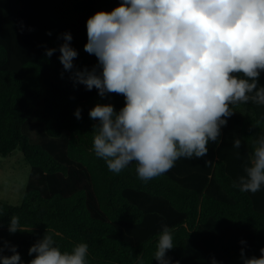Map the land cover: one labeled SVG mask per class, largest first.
<instances>
[{
    "label": "trees",
    "instance_id": "trees-1",
    "mask_svg": "<svg viewBox=\"0 0 264 264\" xmlns=\"http://www.w3.org/2000/svg\"><path fill=\"white\" fill-rule=\"evenodd\" d=\"M120 3L0 0V155L18 149L30 165L22 200L0 199V246L16 245L27 264L35 257L29 248L48 231L62 251L87 243V264H137V256L144 264H157V234L166 224L176 243L168 255L179 264H210L213 256L222 264H242V247L248 256H259L264 189L240 192L233 181L243 174L254 136L264 131V107L236 106L219 145L209 144L205 157L181 158L146 184L138 180L134 162L114 174L92 152L95 121L89 110L97 102H111L119 110L123 96L101 100L96 89L74 86L68 73L61 76L59 51L48 58L45 48H58L59 35L71 31L76 64L92 66L96 57L84 51L86 21ZM77 107L81 119L74 115ZM234 136L242 139L239 150L232 147ZM207 159L214 166H206ZM12 215L26 231L9 233Z\"/></svg>",
    "mask_w": 264,
    "mask_h": 264
},
{
    "label": "clouds",
    "instance_id": "clouds-1",
    "mask_svg": "<svg viewBox=\"0 0 264 264\" xmlns=\"http://www.w3.org/2000/svg\"><path fill=\"white\" fill-rule=\"evenodd\" d=\"M86 29L84 51L96 57L92 66L76 64L71 31L59 35L58 48L46 47L45 56L58 50L61 76L68 73L74 86L96 89L101 100L123 96L119 110L111 102H97L89 110L95 121L91 150L114 174L134 162L138 180L146 184L181 158L205 157L209 144L219 145L236 106L264 107V0H121L111 11L91 15ZM74 115L81 119L82 109ZM242 145L234 136L232 147ZM205 164L214 166V160ZM233 187L253 194L264 189V131L254 136ZM7 230L26 231L15 215ZM173 232L165 224L157 234V264H179L168 255L176 247ZM259 253L248 256L242 247V264H264V247ZM28 254L35 257L27 264H87L89 246L82 242L62 251L46 231ZM0 264L26 262L16 245L5 241ZM137 264H144L142 257ZM210 264L222 262L213 256Z\"/></svg>",
    "mask_w": 264,
    "mask_h": 264
},
{
    "label": "rangeland",
    "instance_id": "rangeland-1",
    "mask_svg": "<svg viewBox=\"0 0 264 264\" xmlns=\"http://www.w3.org/2000/svg\"><path fill=\"white\" fill-rule=\"evenodd\" d=\"M30 165L18 149L8 156L0 155V199L10 203L22 200L28 182Z\"/></svg>",
    "mask_w": 264,
    "mask_h": 264
}]
</instances>
